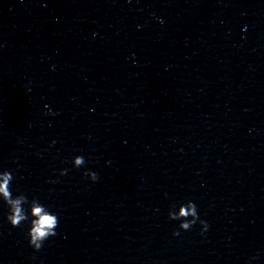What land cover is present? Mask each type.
<instances>
[{"label":"water","instance_id":"water-1","mask_svg":"<svg viewBox=\"0 0 264 264\" xmlns=\"http://www.w3.org/2000/svg\"><path fill=\"white\" fill-rule=\"evenodd\" d=\"M0 167L58 217L0 264H264V0H0Z\"/></svg>","mask_w":264,"mask_h":264},{"label":"clouds","instance_id":"clouds-1","mask_svg":"<svg viewBox=\"0 0 264 264\" xmlns=\"http://www.w3.org/2000/svg\"><path fill=\"white\" fill-rule=\"evenodd\" d=\"M70 163L72 167L79 168L85 164V157L75 154ZM66 171L67 169L61 168L58 174L62 176ZM13 172L14 170L0 167V204L6 209L4 220L13 227L25 223L27 244L34 251H38L48 237L56 234L58 217L56 212L39 198H29L24 192L14 190L11 187ZM84 174L93 182L98 178L97 172L88 168L84 169ZM167 218L177 221L172 236H177L180 230L190 229L194 224L199 225L200 234L208 229L207 221L200 217L197 206L191 199L169 204Z\"/></svg>","mask_w":264,"mask_h":264}]
</instances>
